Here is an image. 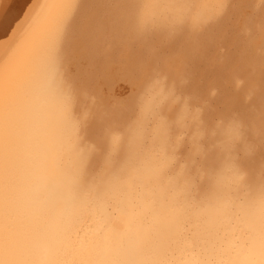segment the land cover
<instances>
[{
	"label": "bare ground",
	"instance_id": "1",
	"mask_svg": "<svg viewBox=\"0 0 264 264\" xmlns=\"http://www.w3.org/2000/svg\"><path fill=\"white\" fill-rule=\"evenodd\" d=\"M0 264H264V0H0Z\"/></svg>",
	"mask_w": 264,
	"mask_h": 264
},
{
	"label": "clouds",
	"instance_id": "2",
	"mask_svg": "<svg viewBox=\"0 0 264 264\" xmlns=\"http://www.w3.org/2000/svg\"><path fill=\"white\" fill-rule=\"evenodd\" d=\"M162 102L163 101L160 102L152 101L149 104H147L145 107H143L141 109V119H147L148 116L155 110V108L159 106V103ZM173 102L175 103V101ZM196 111L199 112V109H197ZM186 115H187V109L185 107H182L180 119H184Z\"/></svg>",
	"mask_w": 264,
	"mask_h": 264
}]
</instances>
